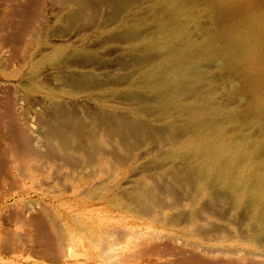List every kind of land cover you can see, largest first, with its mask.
Segmentation results:
<instances>
[{
  "label": "rangeland",
  "instance_id": "374dc122",
  "mask_svg": "<svg viewBox=\"0 0 264 264\" xmlns=\"http://www.w3.org/2000/svg\"><path fill=\"white\" fill-rule=\"evenodd\" d=\"M54 1L0 0V51L10 57L7 68L13 73L11 79L0 78V264H264V257L246 256L248 246L241 242L245 237L244 223L230 199H219L216 204L210 194L182 186L177 188L176 199L167 195L173 165L163 162L168 146L152 137L151 131L162 127L156 117H138L135 102L124 95L113 97L106 88L101 102L78 97L66 104L61 99L50 101L45 97L48 85L65 89L63 82L72 74L78 77L89 73L100 82H113L128 72L121 62L132 59L127 45L102 34L113 25L107 18L110 8L102 0H88L99 13L87 9L74 27L65 18L78 8ZM30 3L36 6V18H19ZM147 5V0H137L122 19L132 15L131 19L139 22L147 20ZM59 46L70 52L80 48L88 51L94 55V62L85 69L78 66L67 70L51 68L40 61L38 53L46 51L44 56ZM118 87L127 89L126 84ZM97 92L98 89H88L86 94ZM6 99L15 105L12 115L17 121L19 118V127H25V131L20 127L21 130L32 135L36 156L25 154L16 136L11 138L10 119L2 109L3 104L8 105ZM55 103L65 104V109L73 111L72 116L88 131H95L102 142L109 143L105 154L98 155L93 165L88 164L83 152L69 157L48 152L43 125L52 121L49 112ZM112 109L142 126L140 141H133L132 152L118 147L115 139L91 120L100 110ZM6 174L14 180L15 192ZM100 183L104 192H109L104 201L96 199V195H91L90 200L82 199L87 193L97 192ZM9 191L13 193L9 195ZM149 193L157 195V203L147 197ZM214 204L225 221L212 223V232L195 238L172 233L175 226L187 220L193 206L207 217ZM209 225L200 224L204 231ZM47 234L50 244L45 239Z\"/></svg>",
  "mask_w": 264,
  "mask_h": 264
},
{
  "label": "bare ground",
  "instance_id": "6f19581e",
  "mask_svg": "<svg viewBox=\"0 0 264 264\" xmlns=\"http://www.w3.org/2000/svg\"><path fill=\"white\" fill-rule=\"evenodd\" d=\"M102 1L110 8L107 18L113 24L102 34L127 45L132 59L122 61L121 66L128 72L109 83L100 82L89 73L78 77L71 73L62 85L66 90L50 84L45 97L50 101L61 99L66 104L78 97L101 102L106 88L113 97L124 95L135 102L139 106L138 117H156L162 127L151 131L152 137L168 146L163 162L173 165L167 195L176 199L177 188L182 186L210 194L216 204L219 199H230L244 223L245 237L241 242L248 246L246 256L264 257V0H147L148 17L141 22L131 19L132 15L122 19V14L137 0ZM54 2L78 8L65 18L73 23L71 26L66 22L69 27H74L87 9L99 13L88 0ZM74 50L59 46L47 55L43 56L42 50L38 54L40 61L51 68L85 69L93 64L94 55L90 52ZM2 53L0 78L11 79L13 73L7 68L10 57ZM121 84L127 85L125 91L119 89ZM88 89L98 92L89 95ZM63 103L64 107L54 104L53 111L49 110L52 121L43 125L49 141L47 150L68 157L83 152L88 164L93 165L98 155L105 154L109 143L102 142L95 131H88ZM6 106L3 104L2 109ZM8 119L11 138L16 136L25 154L36 156L32 135H26L23 126L20 127L24 131L21 130L19 118L17 121L11 115ZM91 120L128 153L132 152L133 141H140L142 126L119 115L116 109L100 110ZM8 175V185L15 192V182ZM100 185L97 192L87 193L82 199L90 200L91 195H96V199L104 201L109 192H104V185ZM147 197L154 204L158 202L155 193ZM214 206L207 217L201 215L198 206H193L187 220L175 226L172 233L195 238L212 232V223L225 221ZM202 222L210 224L208 231L201 229ZM46 236L50 244L52 240Z\"/></svg>",
  "mask_w": 264,
  "mask_h": 264
},
{
  "label": "crops",
  "instance_id": "0c3cea01",
  "mask_svg": "<svg viewBox=\"0 0 264 264\" xmlns=\"http://www.w3.org/2000/svg\"><path fill=\"white\" fill-rule=\"evenodd\" d=\"M32 2L33 1H35V0H31ZM35 7L36 6H32L31 7V3L30 4H28L22 11H21V14H19L18 16H20L19 18H23V19H26V18H28V19H31V18H36V15H37V10L35 9ZM20 12V11H19ZM24 16V17H23ZM9 104H11V103H9ZM8 104V106L6 107V111H8L9 109V111H8V114L6 115V117L7 116H9V118H10V116L12 115V108H11V106ZM12 105V104H11ZM9 106H10V108H9ZM8 108V109H7ZM5 111V114L7 113Z\"/></svg>",
  "mask_w": 264,
  "mask_h": 264
}]
</instances>
